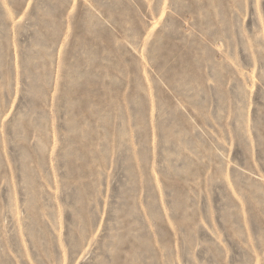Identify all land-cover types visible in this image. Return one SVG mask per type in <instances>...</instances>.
Returning a JSON list of instances; mask_svg holds the SVG:
<instances>
[{
  "label": "rangeland",
  "instance_id": "rangeland-1",
  "mask_svg": "<svg viewBox=\"0 0 264 264\" xmlns=\"http://www.w3.org/2000/svg\"><path fill=\"white\" fill-rule=\"evenodd\" d=\"M0 264H264V0H0Z\"/></svg>",
  "mask_w": 264,
  "mask_h": 264
}]
</instances>
